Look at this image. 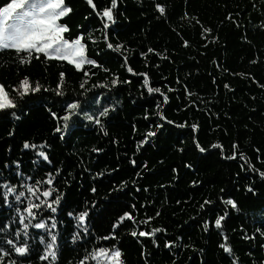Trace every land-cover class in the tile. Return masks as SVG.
Returning a JSON list of instances; mask_svg holds the SVG:
<instances>
[{"label":"trees","instance_id":"16d2710c","mask_svg":"<svg viewBox=\"0 0 264 264\" xmlns=\"http://www.w3.org/2000/svg\"><path fill=\"white\" fill-rule=\"evenodd\" d=\"M8 2L0 0V7ZM157 2L165 6L164 15L156 11ZM65 3L72 9L60 21L69 26L66 38L80 33L87 37L91 33L96 42L86 40L87 55L108 72L85 65V70L95 73L85 78L83 70L78 71L66 61H46L41 55L40 59L33 57L30 63L21 65L14 50L0 51V84L17 103L15 109L6 110L7 114L0 111V183L7 180L19 188L22 183L32 185L44 180L49 172L54 174V187L65 196L57 213H42L41 218L48 224L53 222L47 219L48 215L56 218L59 258L55 264H76L93 249L112 245L121 248L125 264H233V258H238V264H264V180L248 170L245 161L223 159L219 149L210 147L219 143L224 155H231L236 142L238 151L245 153L255 168L264 171V0H118L114 10L116 23L109 30H103L100 18L86 0ZM94 3L97 10L110 6V0ZM234 15L243 19V39L230 36L219 46L206 51L197 49L207 41V33L203 38L201 35L203 28L212 32ZM104 35L109 37L108 42L121 44L122 51L107 49ZM185 40L188 46L184 45ZM149 48L155 51L148 52ZM129 66L134 72L127 71ZM60 72L65 73L67 96L82 102L85 97H100L99 104L85 106L90 114L111 105L108 115L101 118L103 131L95 123L75 117L65 138L54 133L60 121L54 120L49 110L63 115L59 101L64 98L54 94ZM139 73H147L150 86L160 87L168 95L166 104L159 94L147 93ZM25 75L30 82H39L50 91L23 99L15 96L13 86H18ZM114 77L120 81L116 86L111 85ZM85 79L90 91L80 97V84ZM94 84L106 87L93 88ZM157 104L162 107L157 109ZM157 112L173 123L161 120ZM158 123L163 124L161 129L155 127ZM180 124L185 127H178ZM192 124L197 125L195 133ZM148 131L157 135L138 150ZM193 137L206 152L195 149ZM26 140L47 142L51 163L41 164L42 158L34 150L24 149ZM94 148L102 151H93ZM17 161L18 165L14 163ZM17 168L24 173L23 180L15 175ZM56 168L61 169L58 177ZM100 172L104 175L97 176ZM122 181L126 186L121 185ZM193 181L199 183L193 186ZM246 186L254 191H247ZM93 187L95 193L90 191ZM17 194H9V204L5 205L0 188V225H11L6 230L8 238L19 242L23 237L12 235L18 226L15 208L22 207L15 199ZM220 197L233 198L238 209L221 205ZM205 199L214 201L213 211H199ZM85 207L90 213L89 233L73 242V232L80 234L81 230L67 213ZM125 211L136 217V223L126 220L118 229H112V223ZM224 211L229 215L222 222L223 227L216 229L213 223L205 231L203 221L214 222L216 215ZM147 217L153 219L147 225L140 223ZM152 227L166 229L155 234L158 246L152 244L151 238L130 235L133 228L139 231ZM109 232H115L117 238L96 240ZM29 233L33 240L28 259L14 253L7 259H15L18 264H49L38 258L43 251L38 242L42 230L30 226ZM221 233L228 237L231 255L219 247L224 242ZM4 235L0 233V237ZM165 240L176 241V246L166 249ZM0 246L8 249L3 240ZM142 251L146 252L145 257L141 256ZM7 259L0 264H7ZM85 264L95 262L89 260Z\"/></svg>","mask_w":264,"mask_h":264},{"label":"snow or ice","instance_id":"6c2138e0","mask_svg":"<svg viewBox=\"0 0 264 264\" xmlns=\"http://www.w3.org/2000/svg\"><path fill=\"white\" fill-rule=\"evenodd\" d=\"M87 4L95 12L96 16L100 18V21L103 26V30H109L112 25L116 23L115 20V11L117 9L118 0H110V6L104 7L102 10H97V6L94 3V0H86ZM155 9L161 15L165 14V6L160 3H155ZM72 12L71 7H69L65 0H10L4 6L0 7V51L4 50H14V53L18 59V62L23 65L25 63H30L31 59L35 57L40 59L41 55L47 60H58L66 61L69 65L75 67V69L83 70V75L85 78L90 75H95L94 72L90 73L85 70V65H89L93 68H101L103 71L108 72L107 68H104L96 59L90 58L87 55V44L86 40H91L95 43V39L92 34L89 33L87 37L83 33L77 34L74 37L66 38L65 33L69 32V26L65 22H60L61 18L67 17ZM187 17V13L184 14ZM195 19V17H193ZM199 23V20L196 21ZM211 29L203 28L202 38L205 33H210ZM215 39V38H214ZM103 40L107 49L113 50L117 53L122 51L121 44H113L109 41L107 35L103 36ZM184 45L188 46V41H184ZM152 48L148 49V52H154ZM143 56L144 53H141ZM255 63L256 61H251ZM125 64H127V58L125 57ZM127 71L132 73L134 70L129 66ZM143 77V87L146 89L149 95L159 94L162 98L163 104H166L169 100L168 95L161 91L160 87L150 86V80L147 73H139ZM120 81L117 78L111 80V85L116 86ZM128 83L129 81H123ZM65 83V73H59V80L55 87V96L64 98L59 101V106L63 110V115H58L56 111H50V114L54 120L60 121V123L53 129L54 133L59 134L61 139L65 138L66 134L72 128V121L75 117H83L84 120L95 123L100 126L101 131L104 130L103 121L101 118L106 117L109 113L111 105L108 107L98 110L96 114H90L85 110L86 107H91L93 103L99 104L100 97L93 95L91 98L85 97V94L90 90L85 87L87 80L80 84V88L83 89L79 93L80 97H85V100L82 102L79 98H71L66 95L64 91ZM93 88L96 87H106L103 84H94ZM225 88H229L228 84L224 85ZM264 87V85H261ZM41 91H50V89L43 88L39 82L32 83L30 78L25 75L22 79L19 80L18 86H13V92L15 96L23 99L26 96L31 94L39 93ZM191 93H189L190 95ZM56 101H54L55 103ZM17 107L16 99L13 96H10L9 92L6 90L5 86L0 84V111H4L7 114L6 110H13ZM157 109L162 107V104L156 105ZM13 117H16V112H11ZM156 115L160 116L161 120H166V117L163 113L157 112ZM18 119V117H16ZM168 124H172L173 121L166 120ZM157 129H161L163 124H156ZM178 127H185L184 124L178 125ZM192 131L195 133L197 131V125H191ZM135 130V129H134ZM12 133H9L11 135ZM106 134V133H105ZM155 131H148L143 140L139 142V146L143 145L149 140L150 137L156 136ZM193 143L195 149L204 153L207 150L199 143V141L193 137ZM211 148L219 149L221 151V156L226 160H235L239 159L247 163V169L259 174L260 178L264 180V171L257 169L249 161V158L245 153L238 151V144L236 142L232 145L231 155H224L223 146L219 143H214L210 145ZM24 149H32L35 151V155L39 158H42L41 164L51 163L50 157L47 153L49 145L47 142L30 143L29 141H24ZM182 150V149H181ZM93 151L100 152L102 149L94 148ZM257 151H259L257 149ZM257 159H260L258 156ZM19 164V162H14ZM37 161H33L35 166ZM131 163L135 165V160H132ZM5 167L8 168L9 165L5 164ZM146 167V165H145ZM186 167H191V165H186ZM243 168L244 165H241ZM175 171V169H173ZM61 173V169H55V176L58 177ZM2 175V173H0ZM15 175L19 176L21 180L24 179V173L17 168ZM104 175L103 172L97 173V176ZM137 176L140 175L139 172L136 173ZM67 183V181L65 182ZM198 181H193L192 184L195 186L198 184ZM41 185H45L41 187ZM122 186H126L125 182H121ZM0 188H3V202L5 205L9 204V194L17 192L15 196L17 202H19L22 207H16L15 213L18 219V226L16 232L12 235L20 237L22 240L8 238L7 229L11 227L9 224L0 225V233H5L4 237H0V240H3V243L8 246L6 250L5 247L0 246V262L5 261L11 253H14L16 257L28 259V254L32 250L30 248V242L33 240V237L30 236L29 227L36 230H42L43 234H38L39 245L43 246L42 253L39 254L38 258L41 261H49V264H55L59 258L58 252V235L54 231L57 228L56 218L54 215H48L47 219L52 220L51 224L46 223L44 218H41V214L47 213L55 214L60 209L59 206L64 199L65 194L58 191L54 187V174L49 172L44 180H36L34 184L29 185L22 183L20 187L16 184H11L9 181L4 180L0 183ZM22 188L23 190H20ZM247 191L252 192L254 189L250 186H246ZM93 193L96 192V188L93 187L90 189ZM224 189H221L223 192ZM55 194V195H54ZM54 197V198H53ZM26 199L25 200L22 199ZM95 205V201L92 202ZM219 203L221 205L230 206L232 209H238V202L233 198L220 197ZM87 204V202H85ZM209 206V207H206ZM134 207V206H133ZM215 209V203L211 199H205L203 203L199 205L200 212H211ZM67 215L73 218L76 221V227L81 230L80 234L73 232L72 241L75 242L81 238L82 235H87L89 233L87 221L90 218V213L87 207L84 210L79 212L69 211ZM159 215V212L156 213ZM229 215L227 211H224L223 214H217L214 222L210 220L203 221V228L205 231H208L209 228L214 223L216 229H221L223 227L222 222L225 221L226 217ZM153 217H147L146 219L140 221V223L147 225ZM132 221L136 223V217L132 215L131 212L125 211L122 215H119L117 219L112 223V229H118L125 221ZM52 229L53 231H50ZM166 232V229L159 227H152L151 230L140 229L137 231L135 228L130 232V235L134 238L137 237H147L152 239V244L157 245V238L155 237L156 233ZM223 236L222 243L219 244V247L223 249L225 254L231 255L232 248L227 243L228 237L226 234L221 233ZM115 232H109L106 236H97L96 240L107 241L109 239H116ZM248 239L247 236L244 237ZM180 237H177L179 240ZM139 242V241H138ZM176 246V241L165 240L164 247L170 249ZM188 247V245H184ZM146 252L142 251L141 256L145 257ZM94 261L95 264H125L123 260V252L120 247L117 245H112L109 247H97L91 252H88L82 259H79L76 264H85L86 261ZM7 264H18V261L15 259H7ZM71 264V262H69ZM233 264H238V258H233Z\"/></svg>","mask_w":264,"mask_h":264},{"label":"rangeland","instance_id":"374dc122","mask_svg":"<svg viewBox=\"0 0 264 264\" xmlns=\"http://www.w3.org/2000/svg\"><path fill=\"white\" fill-rule=\"evenodd\" d=\"M230 36H237L243 39V19L234 15L226 19L224 22L216 25L214 31L207 33L206 44L197 47L199 51H206L213 47L219 46L223 43L224 39ZM215 38V39H214ZM247 45V44H246Z\"/></svg>","mask_w":264,"mask_h":264}]
</instances>
